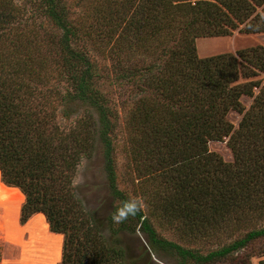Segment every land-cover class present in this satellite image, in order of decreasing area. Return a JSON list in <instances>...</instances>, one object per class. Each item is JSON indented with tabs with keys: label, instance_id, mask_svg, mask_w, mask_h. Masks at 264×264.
Listing matches in <instances>:
<instances>
[{
	"label": "trees",
	"instance_id": "obj_1",
	"mask_svg": "<svg viewBox=\"0 0 264 264\" xmlns=\"http://www.w3.org/2000/svg\"><path fill=\"white\" fill-rule=\"evenodd\" d=\"M35 1L34 10L58 30L47 37L53 62L31 40L38 26L22 21L20 4L0 0V175L24 195L20 222L40 212L49 230L62 234L58 264H154L152 256L175 264H252L248 247L264 239V79H252L264 72V47L200 57L195 38L263 31L264 0H107L110 38L131 29L164 38L146 48L159 61L128 68L115 55L117 80L129 83L145 71L130 115L140 133L131 183L145 206L117 185L114 125L93 85L90 58L72 45L75 24L65 4ZM124 39L113 45L122 49ZM243 95L252 99L247 108ZM57 101L88 108L66 127L56 119ZM229 111L241 115L236 127ZM225 137L232 162L208 149L210 140ZM96 146L113 201L104 216L86 208L73 185L82 157ZM130 201L138 211L118 222ZM155 221L217 246L201 252L182 245L160 235ZM137 232L146 244L131 248L127 238Z\"/></svg>",
	"mask_w": 264,
	"mask_h": 264
},
{
	"label": "rangeland",
	"instance_id": "obj_2",
	"mask_svg": "<svg viewBox=\"0 0 264 264\" xmlns=\"http://www.w3.org/2000/svg\"><path fill=\"white\" fill-rule=\"evenodd\" d=\"M22 9L23 22H28V27L32 23H36L35 32L31 33V40L37 44L35 47L42 48L39 54L47 55L49 52L54 57V53L50 51L47 37L49 34L57 35L58 30L51 22L45 19L43 15L38 14L33 6L35 0H14ZM65 4L69 18L75 24V35L72 39V45L77 49L85 52L92 63L94 77L93 85L103 95V104H105L109 117L113 122V128L110 132V138L113 144V159L116 168V178L118 187L126 192V194L134 200H138L141 206H145L146 199L140 198L138 188H132L131 179L132 164H134V149L137 146V140L140 133L131 125L130 115L133 107L137 104L138 97L142 92L136 89L138 81L145 79L142 75L145 71H140L134 77L132 82H124L116 79L115 71V55L119 54L125 67H132L134 63L143 64L144 62L159 61L156 52L149 55L146 48L149 44L155 46L159 37L156 34H150L147 30L141 31L136 35V30L120 31L110 38V34H106L109 27L106 23L107 16V0H62ZM258 10L263 13L261 7ZM243 24H240L242 26ZM110 26V24H109ZM127 37V38H126ZM126 38V40L124 39ZM123 40L122 49L115 47L114 41ZM28 39V42L30 41ZM164 40V38H163ZM127 42V43H126ZM28 43V50H30ZM197 54L200 57L214 55L223 52L235 53L236 50L244 47L261 45L264 47V29L258 33H244L238 29H234L230 35L224 36H205L195 38ZM147 54H146V53ZM59 55H57V58ZM56 56L53 58L52 62ZM51 62V63H52ZM163 62V61H161ZM142 69V68H141ZM264 79V72L253 76L252 79ZM245 81V79H240ZM66 80L59 82L60 87H66ZM136 82H138L136 84ZM143 86V80L141 82ZM257 91V89H255ZM242 104L247 108L251 103V97L241 96ZM59 108L56 119L61 124L69 127L73 124V119L80 114L86 112L88 106L85 102L68 103L57 101ZM67 109V110H66ZM132 109V110H131ZM77 110V111H76ZM95 115V113H94ZM241 115L236 111H229L227 119L236 127ZM208 149L218 153L226 162L233 161L232 151L227 145V137L222 140H210ZM2 183H4L1 179ZM5 184V183H4ZM6 185V184H5ZM73 185L77 195L82 199L86 208L96 211L104 216L112 209V199L104 171V160L101 148L96 149L89 157H82L77 166V170L73 179ZM22 193L17 187H15ZM23 194V193H22ZM24 201V195L19 198L18 205L14 208L0 202V264H25L37 263L43 264L47 262L56 249L60 251V257L54 260L53 264H58L61 259L62 250V234L61 238L51 236L54 233L49 230L48 223L45 224V217L42 221L40 212L33 214L26 222L21 223L19 219L20 208ZM148 202V201H147ZM17 207V208H16ZM37 214V215H36ZM5 217V218H4ZM32 219V220H31ZM8 222V223H7ZM37 222V223H36ZM44 222V223H43ZM47 222V221H46ZM153 226L160 235L172 239L182 245L191 246L201 252H206L217 246L214 242L199 241L194 238L184 237L179 232H174L173 227L160 221L153 222ZM46 227V228H45ZM48 234V235H47ZM59 234V233H54ZM127 238L131 248H137L141 244H146L144 237L139 235ZM47 235V236H46ZM53 237V238H52ZM61 248V249H60ZM253 256H251L252 264H264V239L251 244L248 247ZM52 253V254H51ZM136 253V249L134 251ZM49 257V258H48ZM154 264H175L174 259L165 258L160 260L154 256ZM168 262V263H167ZM187 264H195L189 261ZM221 264V263H218Z\"/></svg>",
	"mask_w": 264,
	"mask_h": 264
},
{
	"label": "bare ground",
	"instance_id": "obj_3",
	"mask_svg": "<svg viewBox=\"0 0 264 264\" xmlns=\"http://www.w3.org/2000/svg\"><path fill=\"white\" fill-rule=\"evenodd\" d=\"M23 194L20 193L15 187H12V186H7L5 185L4 183L1 182L0 180V202L1 203H5L6 205L14 208L13 206H17L18 205V200L20 197H22ZM17 208V207H16ZM37 215V214H36ZM40 218L37 219V220H34L35 221H42V218H44L43 214L41 213L40 215ZM42 217V218H41ZM5 218V217H4ZM30 220V219H29ZM32 220V219H31ZM8 223V222H7ZM37 223V222H36ZM44 223V222H43ZM45 224L47 225V222L45 220ZM46 228V227H45ZM48 235V234H47ZM46 235V236H47ZM51 236H56L57 238H61V235L60 234H54V233H51ZM53 238V237H52ZM61 249V248H60ZM52 254V253H51ZM60 255V251L59 249H56L54 251V253L52 254V256L49 255V257H51L47 262L43 263V264H53L54 263V260H56ZM48 257V258H49ZM25 264H34V263H25ZM37 264V263H35Z\"/></svg>",
	"mask_w": 264,
	"mask_h": 264
},
{
	"label": "clouds",
	"instance_id": "obj_4",
	"mask_svg": "<svg viewBox=\"0 0 264 264\" xmlns=\"http://www.w3.org/2000/svg\"><path fill=\"white\" fill-rule=\"evenodd\" d=\"M138 211V203L136 201L126 202L119 215L115 219L119 222L120 220L125 219L129 215H134Z\"/></svg>",
	"mask_w": 264,
	"mask_h": 264
},
{
	"label": "water",
	"instance_id": "obj_5",
	"mask_svg": "<svg viewBox=\"0 0 264 264\" xmlns=\"http://www.w3.org/2000/svg\"><path fill=\"white\" fill-rule=\"evenodd\" d=\"M8 186V185H7Z\"/></svg>",
	"mask_w": 264,
	"mask_h": 264
}]
</instances>
